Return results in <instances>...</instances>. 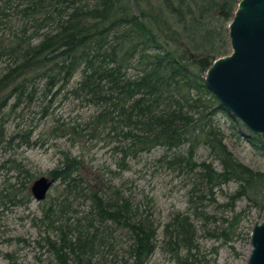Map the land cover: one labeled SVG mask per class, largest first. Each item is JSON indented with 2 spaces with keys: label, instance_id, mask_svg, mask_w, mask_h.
Masks as SVG:
<instances>
[{
  "label": "trees",
  "instance_id": "obj_1",
  "mask_svg": "<svg viewBox=\"0 0 264 264\" xmlns=\"http://www.w3.org/2000/svg\"><path fill=\"white\" fill-rule=\"evenodd\" d=\"M240 1L0 0V63L6 62L0 112L11 99L13 109L39 92L50 97V107L63 95L93 110L71 134L112 147L119 173L163 149V161L192 188L189 213L162 224L153 199L122 182L121 174L99 175L95 185L81 172L85 157L63 153L49 173L62 200L43 210L46 229L55 234L44 240L49 264H150L159 251L174 264H202V238L229 241L228 221L217 234L209 208L230 183L238 185L228 195L230 207L246 200L263 220L264 172L230 151L216 118L226 110L204 80L213 63L230 54L228 24ZM247 138L264 150L259 136ZM202 149L213 162L198 158ZM25 174L24 194L34 178ZM4 258V264H23L10 253Z\"/></svg>",
  "mask_w": 264,
  "mask_h": 264
},
{
  "label": "rangeland",
  "instance_id": "obj_2",
  "mask_svg": "<svg viewBox=\"0 0 264 264\" xmlns=\"http://www.w3.org/2000/svg\"><path fill=\"white\" fill-rule=\"evenodd\" d=\"M2 33L4 31L0 29V35ZM5 69L6 62L2 61L0 78ZM80 79L81 76L78 75L71 88ZM49 99L50 97L44 98L38 92L33 95L31 102L20 101L19 106L13 109L15 99H11L0 112V264L6 262V253L13 254L19 263L49 264L50 253L44 240L47 234L54 239L55 234L46 229L47 221L43 220V210L50 207L52 200L58 199L61 202L62 189L57 187L58 183H54L46 199L37 203L29 188L37 178L50 179L49 173L57 168L63 153L85 157L81 172L86 179H93L95 185L98 183L95 178L99 175L109 179L110 171L121 174L122 182H129L138 192H144L148 198L153 199L156 219L162 224H166L176 213H189L192 188L188 186L185 174L170 168L163 161V149L132 160L130 169L119 173L112 147L77 140L71 134V127L81 124L93 110L82 109L73 100L65 101L63 95L48 107ZM43 114L48 115V118L44 119ZM216 118L225 131L226 144L234 156L251 169L264 172V150L249 141L247 129L229 114L221 113ZM63 126L68 129L69 134H65ZM171 155L172 153L166 156L170 158ZM209 156V152L204 149L198 154L200 160L213 162ZM214 164L218 166L217 162ZM25 172L34 178L24 194L20 190V183ZM237 188V184L230 183L216 191L217 204L210 205L209 210L216 216L218 223L210 227L220 234L222 222L228 221L224 230L226 228L229 231L226 236L229 241L223 238H202V264H247L251 250L249 234L251 235L253 226L262 219L257 209L246 200L236 203L234 209L230 207L228 195L235 193ZM28 196L31 197L29 202L26 198ZM14 200L22 203L13 207L11 202ZM229 223H232L233 228H229ZM150 264H174V261L169 255H163L159 251Z\"/></svg>",
  "mask_w": 264,
  "mask_h": 264
},
{
  "label": "water",
  "instance_id": "obj_3",
  "mask_svg": "<svg viewBox=\"0 0 264 264\" xmlns=\"http://www.w3.org/2000/svg\"><path fill=\"white\" fill-rule=\"evenodd\" d=\"M230 54L217 59L205 75V85L232 119L264 144V0H241L228 24ZM53 180L35 179L32 198L43 202ZM247 264H264V218L250 235Z\"/></svg>",
  "mask_w": 264,
  "mask_h": 264
}]
</instances>
